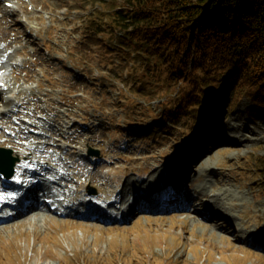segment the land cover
Returning a JSON list of instances; mask_svg holds the SVG:
<instances>
[{"label": "rangeland", "instance_id": "obj_1", "mask_svg": "<svg viewBox=\"0 0 264 264\" xmlns=\"http://www.w3.org/2000/svg\"><path fill=\"white\" fill-rule=\"evenodd\" d=\"M10 1L18 9L0 12V43L27 50L15 80L31 88L19 95L26 106H11L13 117L3 123L2 134L10 129V133H29L21 119L29 122L30 114L36 112L34 119L43 117L35 121L45 133L54 137L68 133L69 141L76 144L62 157L63 151L56 150L60 160L54 174L67 165L66 173L81 181L78 189L86 194L90 186L99 188L95 181L82 180L93 172L106 176L114 170L110 179L115 173L119 180L113 188L118 186V202L129 214L117 215L112 224L53 212L45 214L44 224H35L29 216L21 224L0 228V264H264V168L257 164L264 157V109L254 110L248 99L231 108V93L221 97L219 92L203 115L197 108L180 118L179 108L172 113L164 111L162 104L168 93L176 91L174 86H162L143 67L138 78L156 82L155 97L139 96L132 81L124 89L129 97L122 101L119 88L124 83L116 72L107 70L109 63L118 65L116 52L109 54L107 45L100 42L104 33L93 37L94 20L99 10L106 11L101 2L107 0H31V6L27 0ZM4 2L0 0V7ZM79 67L89 79L76 77ZM122 73L127 75L128 70ZM94 75L112 83L107 89L96 88L108 95L106 101L102 93L88 88ZM81 80L87 85H75ZM76 97L81 100L75 102ZM138 123L144 131H135ZM89 147L99 156L105 150L109 160L92 164L96 154L83 157ZM187 156L200 160L194 171H182V159ZM134 170L143 179L136 180ZM176 172L187 175L183 182L189 185L186 210L180 209V202L170 206L175 192L153 190ZM101 188L97 194L113 190L109 182ZM131 196L136 205L127 204ZM203 214L211 215L210 219Z\"/></svg>", "mask_w": 264, "mask_h": 264}, {"label": "trees", "instance_id": "obj_2", "mask_svg": "<svg viewBox=\"0 0 264 264\" xmlns=\"http://www.w3.org/2000/svg\"><path fill=\"white\" fill-rule=\"evenodd\" d=\"M101 4L106 11L99 10L93 37L104 33L102 42L119 61L117 66L109 63L107 70L116 72L125 87L134 81L135 93L155 97L156 82L138 78L143 67L162 86H174L176 91L162 104L172 113L179 108L180 118L197 108L203 115L219 92L221 97L231 93V108L248 99L254 110L264 109V0ZM122 96L129 97L127 92ZM257 164L263 171L264 157Z\"/></svg>", "mask_w": 264, "mask_h": 264}, {"label": "bare ground", "instance_id": "obj_3", "mask_svg": "<svg viewBox=\"0 0 264 264\" xmlns=\"http://www.w3.org/2000/svg\"><path fill=\"white\" fill-rule=\"evenodd\" d=\"M0 10L1 11H5L6 9H5V7H0ZM8 10V9H7ZM14 11V10H13ZM2 50V49H1ZM1 50H0V52H1ZM3 51V50H2ZM15 53V51L14 52H9L8 53V56H7V59H8V61L9 62H7L6 63V67L7 68H11V67H13L12 69H8L7 71H6V73L4 74V76H2V77H0V83H3L2 84V91H0V117L1 116H3V115H5L6 113H9V112H13V110L12 109H10L11 108V106L13 105V104H15L16 103V101H17V96L20 94V93H22V92H24V89H23V87L22 86H15L16 85V83H14L13 82V79L11 78V76H10V73H12V72H14L15 71V63L14 62H12V60H14V58H15V55L16 54H14ZM14 54V55H13ZM0 58H1V55H0ZM3 68V66H2V64L0 63V70ZM26 90V89H25ZM210 122H212V125H216V123L215 122H213V120L211 119L210 120ZM9 141H11V140H9ZM213 142V141H212ZM9 145H12V144H9ZM38 146H39V144L38 143H30V144H28L27 146H26V148H25V150H30L31 151V153H32V155H33V153H35L36 152V149L38 148ZM12 148L13 149H17L18 150V153L21 155V150L19 149V148H22V150L23 151H25L24 149H23V145H22V143H17V144H13L12 145ZM12 156V155H11ZM8 158H10V155L9 154H7L5 151H0V164L3 166V168L2 167H0V171L3 173L4 172V170H6L7 169V167L9 166V162H8ZM24 160H26V159H23L22 158V160H21V162L19 163V165L17 166V168H16V174H17V176L19 177V172H20V170H21V168H26V165L25 164H23L24 163ZM199 161L200 160H198V159H194V160H192V163H191V165H190V167L187 169L188 171L187 172H189V171H194L195 170V167H196V165L199 163ZM35 163H34V165H38L40 162L39 161H34ZM28 164H30V163H28ZM20 176H22V177H27V175H25V174H20ZM176 178V177H175ZM33 179H38L37 177H34ZM7 184H8V187L7 186H5L4 187V190L6 191V190H8L11 186H13V185H16V182L14 181L13 182V184H10V182H7ZM153 188H156L155 186L153 187ZM13 189H15V187H13ZM78 193L79 194H81V191L78 189V191H76V190H74V189H72V190H70L68 193H67V195H66V197H72L73 198V200H76V199H80V200H82L83 202H86V200H87V198H81V197H79L78 198ZM118 192H111V193H108V195H110V196H113V197H116V196H118ZM20 196L21 197H24L22 194H20ZM38 198V195L37 194H34V195H27L26 197H25V199L26 200H36ZM53 198V197H52ZM185 200H187V204H189V200H188V197L187 198H183L182 199V204H181V207H180V209L182 210V209H186V206H184L185 204H186V201ZM21 201V199L19 200V202ZM82 202V204H84ZM31 203L32 202H29L27 205H29V208H31L30 210H27L24 214H22V215H18L17 217L18 218H22V217H25V216H30L29 218H31L30 219V221H32V222H30V223H38V224H44L46 221V218L45 217H35L36 215H41L42 214V210H38L37 211V208H40V207H43V205H40V202H34V203H37V204H33L32 206H31ZM55 203L57 204V203H61V205H62V207H64V209L65 210H67L69 207H68V205H67V203L65 202V200H56L55 201ZM131 203H133V204H136V202L135 201H131ZM133 204H130V205H133ZM206 205L207 204H204V203H201L200 204V206H203V207H206ZM45 206V205H44ZM87 208H89V209H92V207L91 206H88ZM113 208H115V209H117V210H122V203H119V202H117V203H111L110 204V208L108 209V211H106V212H104V213H111L114 209ZM50 211H52V209H51V207H48V209H46L43 213H44V215L45 214H47V213H49ZM126 211V208L125 209H123V212H125ZM96 212L97 213H101V212H103L102 210H96ZM212 212V211H211ZM215 213V212H214ZM213 212H212V214H214ZM20 216V217H19ZM88 217H91V216H88ZM15 218V217H14ZM87 218V217H86ZM110 219L108 218V219H105V221H109ZM23 222V221H22ZM18 223H21V221H18Z\"/></svg>", "mask_w": 264, "mask_h": 264}, {"label": "water", "instance_id": "obj_4", "mask_svg": "<svg viewBox=\"0 0 264 264\" xmlns=\"http://www.w3.org/2000/svg\"><path fill=\"white\" fill-rule=\"evenodd\" d=\"M0 151H4V150H2V149H0ZM7 154H9V152H7V151H5ZM10 155V154H9ZM8 160V162H9V166L7 167V169L6 170H4V172L7 174V175H10V174H12L11 172L13 171V167H14V165H15V162H16V159H14V158H12L11 156H10V158H8L7 159ZM0 167H2L3 168V166L0 164Z\"/></svg>", "mask_w": 264, "mask_h": 264}]
</instances>
